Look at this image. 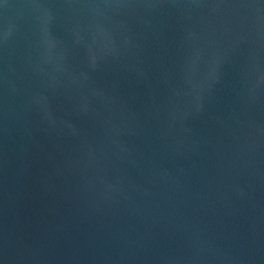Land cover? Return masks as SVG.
Here are the masks:
<instances>
[{
	"label": "water",
	"instance_id": "obj_1",
	"mask_svg": "<svg viewBox=\"0 0 264 264\" xmlns=\"http://www.w3.org/2000/svg\"><path fill=\"white\" fill-rule=\"evenodd\" d=\"M0 264H264V0H0Z\"/></svg>",
	"mask_w": 264,
	"mask_h": 264
}]
</instances>
